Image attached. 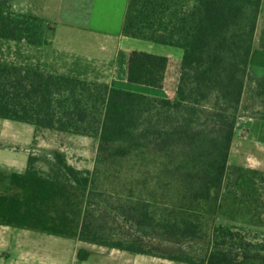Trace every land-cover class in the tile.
Masks as SVG:
<instances>
[{
  "label": "trees",
  "instance_id": "16d2710c",
  "mask_svg": "<svg viewBox=\"0 0 264 264\" xmlns=\"http://www.w3.org/2000/svg\"><path fill=\"white\" fill-rule=\"evenodd\" d=\"M10 2L0 0V37L46 43L43 19ZM262 12L264 0H128L124 36L182 49L174 98L0 60V118L98 139L88 172L61 153L45 174L31 155L25 172L0 171V224L189 264H264V241L205 225L230 175L264 181L228 162L248 80L264 99V76L248 69ZM168 66L131 49L126 77L162 88ZM211 98L225 106L210 111L214 126L202 114Z\"/></svg>",
  "mask_w": 264,
  "mask_h": 264
},
{
  "label": "crops",
  "instance_id": "0c3cea01",
  "mask_svg": "<svg viewBox=\"0 0 264 264\" xmlns=\"http://www.w3.org/2000/svg\"><path fill=\"white\" fill-rule=\"evenodd\" d=\"M189 1L192 3L194 0ZM127 4L128 0H11L10 9L13 12L32 14L43 19L46 24L43 36L47 42L33 45L24 40H11L17 43L16 49L23 45L28 50L23 51L26 53L24 57L7 61L37 66L43 72H70L101 83H124L115 86L147 93L137 87L132 88L130 84L134 83L127 80L129 51L142 49L169 57L167 50L173 47L124 36L122 26ZM9 40L0 37L2 61L5 60L1 57V50H6ZM55 46L63 49L58 56L51 53ZM179 56L181 59L182 53ZM250 65L252 70V63ZM257 71L258 75L264 76V67ZM1 119L0 171L23 173L30 155L35 157L37 163L40 161L37 160L41 150L38 133L35 134L34 127L26 125L28 123ZM245 125L249 127V132L248 135H243L245 141L243 139L242 144L249 147V151H255L258 157L264 153V120L253 119L245 122ZM86 243L88 242L0 224V264H79L81 261H78L74 249L75 246L82 248ZM132 254L135 255L130 258L119 257L121 261H116L119 264H133L135 259L140 261L153 257ZM130 259L131 263L128 261Z\"/></svg>",
  "mask_w": 264,
  "mask_h": 264
},
{
  "label": "rangeland",
  "instance_id": "374dc122",
  "mask_svg": "<svg viewBox=\"0 0 264 264\" xmlns=\"http://www.w3.org/2000/svg\"><path fill=\"white\" fill-rule=\"evenodd\" d=\"M190 3V1H189ZM264 16L263 12L260 14L254 41L251 52V65L249 64V72L255 77H260L257 74V70L264 67V49L259 45V36L263 26ZM46 24L43 22L42 33H45ZM8 41V47L6 50H1V57L5 61H16L18 58L25 56L24 50H28V47L23 48V45L16 49L17 43L14 41ZM145 40V39H142ZM25 41V40H24ZM26 42V41H25ZM22 43V42H21ZM26 45V43L24 44ZM171 46V45H168ZM168 49L169 53V67L164 80V85L161 89H150L145 86H138L130 84L132 88L137 87L144 92H147L156 96H164L174 98L175 86L178 78V72L180 67V53L182 49L172 46ZM63 49L54 47L51 53H62ZM29 52V51H28ZM30 53V52H29ZM254 69V70H253ZM60 72V71H58ZM71 74L70 72H60ZM74 75V74H73ZM253 81L248 80L245 86V93L242 102L236 109V121H235V138L231 145V151L229 155V165L245 167L249 169H258L264 171V153L262 155L255 154V151H249V147L243 145V135L249 132V127L245 125V122L253 119H260L256 117L258 114H264V99H261L255 95L252 88ZM110 85L124 84V83H107ZM141 85V84H140ZM127 89V88H126ZM213 98L203 103V117L206 118L208 125H215L214 120L210 116V111L219 108H225L224 105L213 108ZM227 109V108H226ZM229 111H233L229 108ZM203 118V121H205ZM2 121L3 119L0 118ZM32 125V124H26ZM34 133H38V140L40 141L39 163L36 161L34 165L37 169L45 174L48 173L56 159V154H63L67 163L73 165L82 172H88L92 170L94 166V160L97 153L98 139L96 136H87L79 134H71L67 132L57 131L46 128H36L34 125ZM248 135V134H247ZM248 148V149H247ZM246 170L242 169L238 174L230 175L228 186L224 189L222 198L213 205V211L207 215L205 225L208 230L210 226L217 224L232 225L235 229H240L248 239L252 241H264V181L261 182L257 176L251 174L250 178H247ZM163 245V241H161ZM86 247V248H85ZM74 249V248H73ZM87 250V253H84ZM74 251L78 256L79 264H119L116 260L119 257H131L132 254L123 250H112L106 246L98 244L86 243L80 246H75ZM148 255V254H145ZM153 256V255H152ZM114 257V258H113ZM115 259V260H114ZM114 260V261H113ZM130 263L131 259L128 260ZM133 264H189L170 260L167 258L153 256L146 259L133 260Z\"/></svg>",
  "mask_w": 264,
  "mask_h": 264
}]
</instances>
